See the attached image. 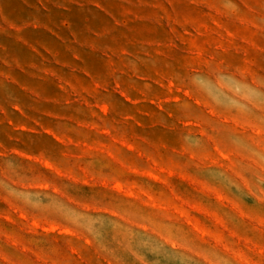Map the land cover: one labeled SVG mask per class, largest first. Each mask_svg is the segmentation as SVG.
<instances>
[{
    "label": "rangeland",
    "instance_id": "1",
    "mask_svg": "<svg viewBox=\"0 0 264 264\" xmlns=\"http://www.w3.org/2000/svg\"><path fill=\"white\" fill-rule=\"evenodd\" d=\"M0 264H264V0H0Z\"/></svg>",
    "mask_w": 264,
    "mask_h": 264
}]
</instances>
